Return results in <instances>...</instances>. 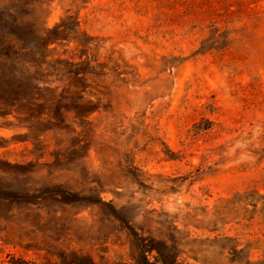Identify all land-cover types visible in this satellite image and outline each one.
<instances>
[{"label":"rangeland","instance_id":"374dc122","mask_svg":"<svg viewBox=\"0 0 264 264\" xmlns=\"http://www.w3.org/2000/svg\"><path fill=\"white\" fill-rule=\"evenodd\" d=\"M264 264V0H0V264Z\"/></svg>","mask_w":264,"mask_h":264},{"label":"trees","instance_id":"16d2710c","mask_svg":"<svg viewBox=\"0 0 264 264\" xmlns=\"http://www.w3.org/2000/svg\"><path fill=\"white\" fill-rule=\"evenodd\" d=\"M22 264H24V263H22Z\"/></svg>","mask_w":264,"mask_h":264}]
</instances>
